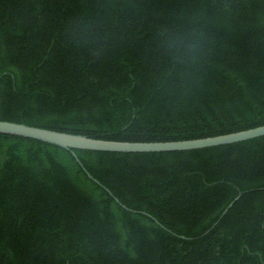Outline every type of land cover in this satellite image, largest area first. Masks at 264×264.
Instances as JSON below:
<instances>
[{
  "label": "trees",
  "instance_id": "16d2710c",
  "mask_svg": "<svg viewBox=\"0 0 264 264\" xmlns=\"http://www.w3.org/2000/svg\"><path fill=\"white\" fill-rule=\"evenodd\" d=\"M0 120L120 141L264 125V0H0ZM0 264H264V135L0 141Z\"/></svg>",
  "mask_w": 264,
  "mask_h": 264
},
{
  "label": "water",
  "instance_id": "95a60500",
  "mask_svg": "<svg viewBox=\"0 0 264 264\" xmlns=\"http://www.w3.org/2000/svg\"><path fill=\"white\" fill-rule=\"evenodd\" d=\"M262 135H264V125L203 138L170 141H120L96 138L79 133L58 131L21 122L0 120V141H25L81 152L134 156L193 154L199 153L204 147L239 142ZM72 154L76 161L82 166L87 176L100 184L99 181L93 178L84 168L73 151ZM106 190L110 192L107 188ZM114 200L120 203L118 198L114 197ZM231 204L232 202L228 207ZM121 205L125 207L123 204ZM226 209L221 215L225 213Z\"/></svg>",
  "mask_w": 264,
  "mask_h": 264
}]
</instances>
